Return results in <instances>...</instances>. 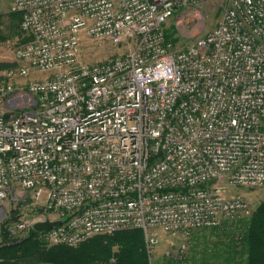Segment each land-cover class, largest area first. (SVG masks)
Returning <instances> with one entry per match:
<instances>
[{"label":"built area","instance_id":"1","mask_svg":"<svg viewBox=\"0 0 264 264\" xmlns=\"http://www.w3.org/2000/svg\"><path fill=\"white\" fill-rule=\"evenodd\" d=\"M190 1L9 0L28 39L0 75V214L34 213L7 230L58 220L44 242L76 246L140 229L150 250L252 213L231 192L264 187V0H227L177 48L163 26ZM103 44L125 50L85 58Z\"/></svg>","mask_w":264,"mask_h":264},{"label":"rangeland","instance_id":"2","mask_svg":"<svg viewBox=\"0 0 264 264\" xmlns=\"http://www.w3.org/2000/svg\"><path fill=\"white\" fill-rule=\"evenodd\" d=\"M226 1L227 0H191L184 8L175 11V13L167 19L163 26L165 33L174 41L177 48L184 47L196 37L202 36L212 29ZM8 6L9 0H0V75H2L6 69L15 67L16 62L13 57V50L17 45L22 44L28 39V36L20 30L19 13L10 12ZM123 50H125L123 47L116 48L109 44H103L99 49L86 53L85 58L91 61L104 60L114 54L121 53ZM44 75L43 72H35L32 76L41 78ZM32 76H30V78ZM30 78H28V80ZM231 193H240L254 204L252 213L238 220L249 219L257 206L264 200V187L236 188ZM2 206L3 213L0 214V248L5 243L6 239L12 242L30 234L28 229L20 230L15 232V234L5 229V227L8 224L14 223L17 218L20 217L18 214L20 215L22 211H26L29 215L34 213L33 209L27 207L24 210L19 208L12 213L13 203L9 199L4 200ZM11 214L14 218L10 219ZM223 223L226 222H222L218 227L193 230L186 237L171 236L170 234L158 232V243L150 250L146 248L148 263L221 264L223 258L226 256L223 252L225 251V245L220 232L221 230H219V227ZM110 234L111 233L102 235ZM182 244L187 248L184 259H166L165 251L167 249L177 248ZM45 245L47 247L49 246L47 244ZM80 245L71 247L76 248ZM33 262V260H28L27 264H33ZM91 264L103 263L95 261Z\"/></svg>","mask_w":264,"mask_h":264},{"label":"trees","instance_id":"3","mask_svg":"<svg viewBox=\"0 0 264 264\" xmlns=\"http://www.w3.org/2000/svg\"><path fill=\"white\" fill-rule=\"evenodd\" d=\"M219 230L226 254L221 264H264V200L249 219L223 223ZM29 231L30 234L24 238L12 242L5 240L0 248V264H27L28 260H33V264H91L95 261L103 264H149L140 229L95 235L76 248L67 245L47 247L41 232L33 228Z\"/></svg>","mask_w":264,"mask_h":264},{"label":"water","instance_id":"4","mask_svg":"<svg viewBox=\"0 0 264 264\" xmlns=\"http://www.w3.org/2000/svg\"><path fill=\"white\" fill-rule=\"evenodd\" d=\"M59 223H60V221H58V220H56V221H49V220L38 221V222L34 223L33 229L37 232H43V231H45V230H47V229L51 228L52 226H55Z\"/></svg>","mask_w":264,"mask_h":264}]
</instances>
